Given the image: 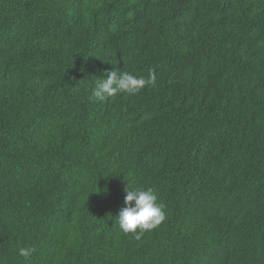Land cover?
Returning a JSON list of instances; mask_svg holds the SVG:
<instances>
[{"label": "trees", "instance_id": "trees-1", "mask_svg": "<svg viewBox=\"0 0 264 264\" xmlns=\"http://www.w3.org/2000/svg\"><path fill=\"white\" fill-rule=\"evenodd\" d=\"M0 264H264V0H0Z\"/></svg>", "mask_w": 264, "mask_h": 264}, {"label": "clouds", "instance_id": "clouds-1", "mask_svg": "<svg viewBox=\"0 0 264 264\" xmlns=\"http://www.w3.org/2000/svg\"><path fill=\"white\" fill-rule=\"evenodd\" d=\"M156 84L155 71H150L148 78L145 79L116 69L108 72L106 79H98L95 82L91 95L96 101L105 103L109 98L120 93L126 92L134 95L145 87H155ZM125 191L124 207L117 215L119 228L123 233H132L135 239H140L145 231L155 229L166 219L164 206L157 203V196L150 187L131 189L126 187ZM34 252V247L18 249L19 255L24 258L30 257Z\"/></svg>", "mask_w": 264, "mask_h": 264}]
</instances>
